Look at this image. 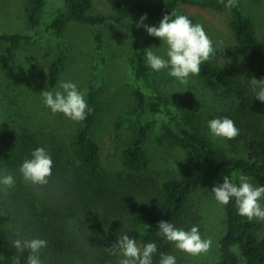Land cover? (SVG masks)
I'll use <instances>...</instances> for the list:
<instances>
[{"label":"trees","instance_id":"obj_1","mask_svg":"<svg viewBox=\"0 0 264 264\" xmlns=\"http://www.w3.org/2000/svg\"><path fill=\"white\" fill-rule=\"evenodd\" d=\"M92 1L64 0V7L48 25L47 30L59 40V48L47 67L48 84L55 85L64 70L67 57L64 31L69 24L93 28L115 25L126 29L133 36L129 68L136 81L132 92L135 104L130 116L137 117L146 110L160 116L162 135L171 145L182 149L187 158L176 174L161 180L146 176L150 163L145 148L149 125L138 122L121 150L122 170L105 172L100 146L92 134L97 117V74L83 91L93 111L77 122L67 145L47 143L31 133L22 134L8 146L0 138V168L6 174H13L16 181L0 207V264H12L17 255L12 246L14 240L37 237L48 241L47 248L40 253L43 264H118L122 257L111 255L107 248L123 234L137 240L140 246L155 243L154 264H159L163 254L178 259V249L159 234L158 225L165 221L188 231L186 205L204 183L206 171L217 185L224 176L237 183L236 178L245 175L264 186V103L255 98L250 84L252 78L264 79V42L258 38L254 23L243 12L239 0L236 6L226 8L230 11L232 38L246 67L244 85L237 87L240 81L234 74L211 60L201 64L197 75L221 99L216 115L232 119L239 129L236 138L226 139L231 148L217 143L203 124L209 120L197 110L182 109L179 101L163 93L148 98L139 84L149 72L141 48L147 40L128 24L130 19L144 14L146 20H153L171 12L186 15L197 24L185 8L220 9L227 0L224 3L221 0H110L112 14H91ZM44 3L45 0L26 1L27 26L33 31L40 26ZM94 38L101 46L102 34L97 29ZM29 39L30 36L20 33L0 34V69L12 63L14 50ZM236 142L241 146L237 147ZM38 147L45 148L54 162L52 176L42 186L25 182L19 173L23 161L31 158ZM224 216V233L219 239L214 264H264V225L240 216L234 199L224 205ZM27 255L25 250L21 264H26Z\"/></svg>","mask_w":264,"mask_h":264},{"label":"rangeland","instance_id":"obj_2","mask_svg":"<svg viewBox=\"0 0 264 264\" xmlns=\"http://www.w3.org/2000/svg\"><path fill=\"white\" fill-rule=\"evenodd\" d=\"M26 1L0 0V34L20 33L31 37L14 50L12 63L6 69H0V138L3 144L12 145L22 134L31 133L47 143L55 141L67 145L77 122L62 113L53 114L45 106L41 93L45 90H57L61 81H71L83 92L99 74L96 81L97 117L92 134L100 146L104 171L111 173L122 170L121 150L137 127L136 124L141 122L143 125H149L145 148L150 163L145 175L161 180L170 174H176L187 155L164 138L160 128L162 118L148 110L137 117L130 116L135 104L132 92L136 85L129 68L132 34L115 25L93 28L78 23L69 24L64 31L67 51L64 70L59 81L51 86L47 82V67L59 48V40L47 27L55 13L64 7V0H45L37 31L27 26ZM239 2L243 12L252 19L258 38L264 42V0ZM185 9L203 26L212 40L215 55L211 61L229 69L240 81L237 87L244 85L246 67L232 38L229 9ZM112 12L110 0L92 1L91 14ZM161 19L145 20L144 23L158 26ZM139 21L140 18L134 17L128 24L146 38L147 41L142 43L141 47L143 53L151 47L154 53L167 59V45L159 38L149 36L143 27L137 28ZM96 29L102 34L101 46H98L94 38ZM1 46L5 49V44ZM168 72L169 69L155 72L149 66L148 75L139 82L148 98L153 94L163 93L179 101L180 108L197 110L204 119L210 121L211 116L219 118L216 113L220 108L221 99L217 93L204 86L197 75L189 76L187 84H182L169 76ZM203 124L208 129V123ZM213 138L221 146L231 148L226 139L214 136ZM235 144L237 147L241 146V143ZM4 174L6 173L0 168V175ZM250 182L254 186H260L251 180ZM216 185L215 179L206 171L204 183L187 202L185 216L187 230L198 226L201 237L212 240L211 249L206 254L197 256L178 250L177 264H214L216 260L219 239L225 226L224 205L216 201L211 191ZM7 194L8 189L0 185V207L7 199ZM260 203L264 206V198ZM257 221L264 225V221Z\"/></svg>","mask_w":264,"mask_h":264},{"label":"clouds","instance_id":"obj_3","mask_svg":"<svg viewBox=\"0 0 264 264\" xmlns=\"http://www.w3.org/2000/svg\"><path fill=\"white\" fill-rule=\"evenodd\" d=\"M224 3V0H221ZM237 0H227L225 7L236 6ZM147 14L141 16L137 22V28L143 27L149 36L159 38L167 45L166 56L157 55L152 48L144 50L147 64L150 68L159 72L169 69L168 75L182 84H187L189 76L200 74L201 64L209 61L215 55L213 42L206 34L201 24H193L183 14L171 12L164 15L158 26H149L144 23ZM255 98L264 103V79H250ZM43 102L53 114L62 113L65 117L80 122L86 119L93 111L89 107L85 93L81 92L77 85L71 81H61L57 90H45L41 93ZM208 129L214 137L234 139L239 135V129L235 122L227 117L216 118L208 121ZM53 160L49 152L38 147L31 153V158L25 159L19 168V173L25 182L32 185H46L52 176ZM237 184L228 176H224L223 182L212 188L216 201L221 205H228L234 199L237 212L249 221L257 219L264 221V206L260 201L264 198V186H254L245 175L238 176ZM13 174L0 175V185L6 189L15 187ZM159 234L168 242L175 245L176 249L192 256L206 254L210 251L212 240L201 237L198 226L185 231L174 227L170 222L160 221ZM17 255L13 257L12 264H21V257L25 250L28 251L26 264H43L40 253L47 248L48 241L42 238L16 239L12 242ZM111 255H119L118 264H154V255L157 253V245L148 242L143 246L137 240L129 238L127 234L120 235L116 243L107 248ZM159 264H176V258L170 254H163Z\"/></svg>","mask_w":264,"mask_h":264}]
</instances>
